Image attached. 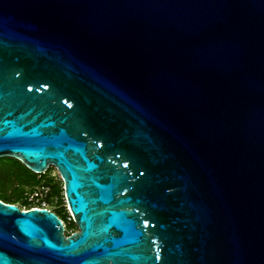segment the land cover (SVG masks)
I'll return each mask as SVG.
<instances>
[{
  "label": "water",
  "instance_id": "1",
  "mask_svg": "<svg viewBox=\"0 0 264 264\" xmlns=\"http://www.w3.org/2000/svg\"><path fill=\"white\" fill-rule=\"evenodd\" d=\"M2 157L77 230L0 199V264H264V0H0Z\"/></svg>",
  "mask_w": 264,
  "mask_h": 264
},
{
  "label": "rangeland",
  "instance_id": "2",
  "mask_svg": "<svg viewBox=\"0 0 264 264\" xmlns=\"http://www.w3.org/2000/svg\"><path fill=\"white\" fill-rule=\"evenodd\" d=\"M9 157L0 158V196L8 197L15 200L16 204L20 207L26 205V200L24 199L21 191L24 188V191L27 188H30L32 184H22L18 178L19 169L15 165H9L5 167L4 165L8 164ZM11 158V157H10ZM36 182L41 179H46L51 181L55 187H62V192L56 194L51 199L49 207L51 210L57 212L66 225V234H71L77 230V226L73 220V217L69 211L66 199L64 196L63 181L61 180L57 170L54 167H50L43 176L40 177L39 174H33Z\"/></svg>",
  "mask_w": 264,
  "mask_h": 264
},
{
  "label": "built area",
  "instance_id": "3",
  "mask_svg": "<svg viewBox=\"0 0 264 264\" xmlns=\"http://www.w3.org/2000/svg\"><path fill=\"white\" fill-rule=\"evenodd\" d=\"M38 174L41 177L45 173ZM52 198V184L46 179H41L35 185L30 186V188L25 190L24 199L26 200V205L21 208L24 210L34 207L50 209L49 203Z\"/></svg>",
  "mask_w": 264,
  "mask_h": 264
},
{
  "label": "trees",
  "instance_id": "4",
  "mask_svg": "<svg viewBox=\"0 0 264 264\" xmlns=\"http://www.w3.org/2000/svg\"><path fill=\"white\" fill-rule=\"evenodd\" d=\"M7 160H8V164H6L4 166L8 167L9 165H12V166L15 165L16 167H18L19 174L17 176L20 179L22 184H32L31 186H33V185H35L38 182V181L36 182V179H35V177L33 175V174H36V173H34L31 170H29L21 161H19L18 159H15V158H10V157ZM48 182L51 183V181H49V180H48ZM24 192L25 191H24V188H23V190L21 191V194L23 195V197H24ZM61 192H62V187L61 186L60 187H55V185L52 184V195L53 196L56 195V194H60ZM0 199L5 201V202H8V203L16 204L15 200H13L12 198H8V197L4 198V197L0 196Z\"/></svg>",
  "mask_w": 264,
  "mask_h": 264
},
{
  "label": "bare ground",
  "instance_id": "5",
  "mask_svg": "<svg viewBox=\"0 0 264 264\" xmlns=\"http://www.w3.org/2000/svg\"><path fill=\"white\" fill-rule=\"evenodd\" d=\"M65 223V222H64Z\"/></svg>",
  "mask_w": 264,
  "mask_h": 264
}]
</instances>
